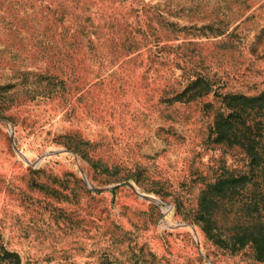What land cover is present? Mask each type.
Instances as JSON below:
<instances>
[{"label":"rangeland","instance_id":"rangeland-1","mask_svg":"<svg viewBox=\"0 0 264 264\" xmlns=\"http://www.w3.org/2000/svg\"><path fill=\"white\" fill-rule=\"evenodd\" d=\"M0 264H264V0H0Z\"/></svg>","mask_w":264,"mask_h":264},{"label":"trees","instance_id":"trees-1","mask_svg":"<svg viewBox=\"0 0 264 264\" xmlns=\"http://www.w3.org/2000/svg\"><path fill=\"white\" fill-rule=\"evenodd\" d=\"M253 153V152H252ZM254 154V153H253ZM256 154V153H255Z\"/></svg>","mask_w":264,"mask_h":264}]
</instances>
